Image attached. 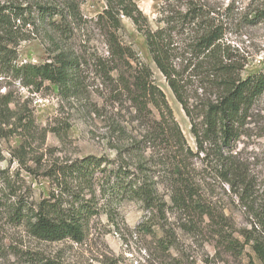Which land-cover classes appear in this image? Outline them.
Masks as SVG:
<instances>
[{"label":"trees","instance_id":"16d2710c","mask_svg":"<svg viewBox=\"0 0 264 264\" xmlns=\"http://www.w3.org/2000/svg\"><path fill=\"white\" fill-rule=\"evenodd\" d=\"M104 1L106 9L98 23L106 35L108 56L97 58L95 65L107 91L101 95L112 107L128 105L132 123L137 124L136 135L129 138L128 147L121 148L126 132L111 119L106 126L107 143L116 158L89 156L53 164L45 174L53 188L49 196L31 203L18 199L8 206L13 223L42 242L81 244L93 217L104 213L115 224L120 206L137 202L146 214L156 216L149 220L155 224L145 225L162 229L163 246L177 242L170 230L172 213L178 230L214 248L213 258L226 261V257L245 256L248 264H256L255 258L264 264V212L247 204L255 194L254 185L236 146L250 133L254 107L264 95V67L245 76L248 59L232 40L245 29L264 25V0H249L246 6L241 3L244 0H230L226 6L208 0H164L159 12L162 27L157 30L134 0ZM37 9L44 22L56 16L67 19L62 10ZM25 11L9 6L0 9V78L18 82L31 92L49 84L64 98L87 97L81 99L90 102L80 57L61 50L43 65L18 64L17 50L25 38L16 34L14 24L26 20ZM68 11L75 18L79 7L69 3ZM123 17L144 35L154 64L190 120L196 151L188 145L151 68L120 41ZM3 98L10 113L15 100L10 93ZM95 109L98 117H105L98 106ZM15 117V131L22 129L31 136L34 116L22 112ZM103 121L108 122L107 118ZM1 123L6 122L0 119ZM212 164L221 168L229 190L252 211L256 221L249 228L238 230L227 211L208 197L205 173ZM6 186H11L10 178ZM161 186L165 195L160 193Z\"/></svg>","mask_w":264,"mask_h":264},{"label":"rangeland","instance_id":"374dc122","mask_svg":"<svg viewBox=\"0 0 264 264\" xmlns=\"http://www.w3.org/2000/svg\"><path fill=\"white\" fill-rule=\"evenodd\" d=\"M208 1L226 6L230 0ZM134 2L153 30L162 27L159 12L164 0ZM248 2L244 0L241 3L246 6ZM69 3L79 7L75 18L69 15ZM5 6L26 10V20L14 24L16 34L25 38L17 50L18 64L43 65L61 50L80 57L91 101L81 99L87 97L64 98L56 87L49 84L40 92H31L18 82L0 78V119L6 122L0 124L3 156L0 162V264H248L245 256L226 257L223 259L226 261L213 258L214 248L178 230V222L172 213L169 214L170 230L176 233L177 242L169 248L163 246L161 240L165 233L158 225L149 227L155 224L149 220L156 219V216L146 214L137 202H124L115 224L110 223L104 213L93 217L86 239L81 244L71 240L42 242L32 237L24 227L13 223L8 206L17 203L18 199L31 203L49 196L53 188L45 174L53 164L73 162L89 156L115 159L116 153L107 143L110 134L106 126L111 124L112 119V123L119 126L121 131L125 130L126 139L120 145L125 148L129 146L132 134L136 135L137 124L132 123L127 104L124 108L112 107L111 103L106 104L102 99L107 91L102 74L95 65L97 58L108 56L106 35L98 23L106 9L104 0H0V9ZM37 7L62 10L67 19L56 16L44 22ZM25 21L28 24L25 25ZM121 22L122 29L118 32L120 41L133 48L140 62L151 68L155 84L164 92L188 145L196 151L190 120L154 64L144 35L132 20L123 17ZM54 23L58 27L56 30ZM61 26L64 32L59 29ZM232 40L244 49L243 55L248 59L244 75L259 73L264 67V25L245 29L240 37L233 36ZM9 93L15 100L10 106L14 116L7 111L3 98ZM95 106L101 109L99 114L105 117L100 118L94 113ZM22 112L34 116L35 127L31 136L22 129L15 131L13 127L15 114L19 116ZM104 118H107V123L103 121ZM252 122L250 133L236 146L254 185L255 194L247 204L263 213L264 95L254 107ZM220 172L221 168L216 164L206 168L208 197L227 211L238 230L249 228L256 221L252 211H248L229 190ZM8 178L11 186L14 185L13 190L11 186H6ZM160 193L165 195L162 186ZM247 251L253 255L251 250ZM207 260L209 263H206ZM255 262L261 264L256 258Z\"/></svg>","mask_w":264,"mask_h":264}]
</instances>
